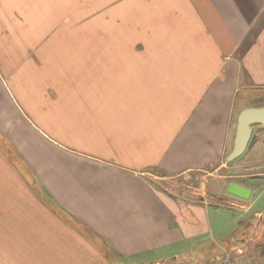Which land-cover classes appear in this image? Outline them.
<instances>
[{
  "label": "crops",
  "instance_id": "0c3cea01",
  "mask_svg": "<svg viewBox=\"0 0 264 264\" xmlns=\"http://www.w3.org/2000/svg\"><path fill=\"white\" fill-rule=\"evenodd\" d=\"M95 2L0 0V264L164 262L209 227L185 180L223 169L264 104V0L80 26Z\"/></svg>",
  "mask_w": 264,
  "mask_h": 264
},
{
  "label": "rangeland",
  "instance_id": "374dc122",
  "mask_svg": "<svg viewBox=\"0 0 264 264\" xmlns=\"http://www.w3.org/2000/svg\"><path fill=\"white\" fill-rule=\"evenodd\" d=\"M95 1L91 11L93 18L81 19L78 21L80 26L97 27L99 25L125 29L140 27L141 23L138 18L140 0ZM183 6L186 7L185 4ZM196 6V3L189 4L190 8ZM251 102L250 108L251 106L264 107L259 98H255ZM255 165L259 167L256 170L257 173L264 171V167L261 169L262 164ZM250 166L251 164L247 163L246 158L237 165L224 161L223 169L214 165L205 173H198L199 176L195 173L190 179L185 180L186 186H182L180 190L186 192L189 198L198 200L195 193L204 188L202 196L204 195L203 197L208 200L211 199V205L206 207L209 227L205 235H202L198 240L184 243L178 249L173 248L163 261L175 262L195 259L199 264H208L215 258L221 259L224 256H229L231 264H264V219L258 218L264 211V180L258 181L256 186L252 187L253 196L251 199L237 200L244 204L243 208L234 204V202H238L234 200L235 197L229 194L228 188L229 185L242 180L235 179V176L252 174L253 171H246ZM203 185L204 187H202ZM250 205L252 210L248 211ZM161 263L162 261L157 258L151 261L146 259L121 260V263L116 264Z\"/></svg>",
  "mask_w": 264,
  "mask_h": 264
},
{
  "label": "water",
  "instance_id": "95a60500",
  "mask_svg": "<svg viewBox=\"0 0 264 264\" xmlns=\"http://www.w3.org/2000/svg\"><path fill=\"white\" fill-rule=\"evenodd\" d=\"M261 125L264 127V107L245 109L238 118L236 138L232 153L227 158V163L236 165L245 151L253 144L252 138L253 126ZM250 140H252L250 142ZM229 194L242 200L250 199L251 191L242 185H229Z\"/></svg>",
  "mask_w": 264,
  "mask_h": 264
},
{
  "label": "flooded vegetation",
  "instance_id": "af4514ba",
  "mask_svg": "<svg viewBox=\"0 0 264 264\" xmlns=\"http://www.w3.org/2000/svg\"><path fill=\"white\" fill-rule=\"evenodd\" d=\"M253 132H252V138L254 139L253 144L245 151V155L243 154L240 158V160L237 162V164L240 163L244 158L247 159V163L251 164L250 167L246 169V171H253V173L248 174V175H241L235 176V179H242L241 181H236L233 184L236 185H242L249 191H251L250 197L252 198L253 196V190L252 187L256 186V183L258 181L264 180V171L257 173L256 170L259 169L255 164H262L261 169L264 167V127L261 125H255L252 127ZM252 140H250L251 142ZM236 164V165H237ZM236 198V197H235ZM250 198V199H251ZM238 199V198H237ZM241 201V200H239ZM252 207L251 205L249 206L248 211H251ZM260 220L264 219V211L262 212L261 215L258 216Z\"/></svg>",
  "mask_w": 264,
  "mask_h": 264
},
{
  "label": "built area",
  "instance_id": "2783aa9c",
  "mask_svg": "<svg viewBox=\"0 0 264 264\" xmlns=\"http://www.w3.org/2000/svg\"><path fill=\"white\" fill-rule=\"evenodd\" d=\"M229 261H231L229 256H224L221 259L215 258L213 260V262H210L208 264H231ZM161 264H199V262L197 260H195V259H188V260L175 261V262H166V261H164Z\"/></svg>",
  "mask_w": 264,
  "mask_h": 264
}]
</instances>
